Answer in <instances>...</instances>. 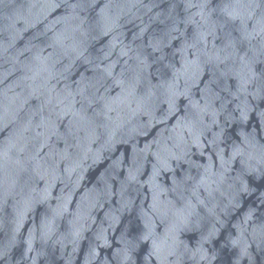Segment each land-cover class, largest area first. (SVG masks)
<instances>
[{"label":"water","instance_id":"obj_1","mask_svg":"<svg viewBox=\"0 0 264 264\" xmlns=\"http://www.w3.org/2000/svg\"><path fill=\"white\" fill-rule=\"evenodd\" d=\"M0 264H264V0H0Z\"/></svg>","mask_w":264,"mask_h":264}]
</instances>
